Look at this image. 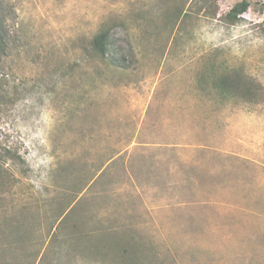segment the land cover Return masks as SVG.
Segmentation results:
<instances>
[{
    "label": "rangeland",
    "instance_id": "rangeland-1",
    "mask_svg": "<svg viewBox=\"0 0 264 264\" xmlns=\"http://www.w3.org/2000/svg\"><path fill=\"white\" fill-rule=\"evenodd\" d=\"M241 1L2 0L6 260L264 264V0L230 22Z\"/></svg>",
    "mask_w": 264,
    "mask_h": 264
},
{
    "label": "trees",
    "instance_id": "trees-1",
    "mask_svg": "<svg viewBox=\"0 0 264 264\" xmlns=\"http://www.w3.org/2000/svg\"><path fill=\"white\" fill-rule=\"evenodd\" d=\"M252 1L253 0H242L241 2L237 3L230 10L229 14L227 15V19L230 22H237L239 19H241V16L250 9ZM110 38H111V33L109 29H103L94 36L91 42H92V49L96 55L103 58L107 56L110 48ZM8 45H9V29L7 27V16L5 15L3 2L2 0H0V56L6 53L8 49ZM227 82L228 79L220 81V85L224 86L222 88L226 89L228 87L225 86ZM240 84L243 83H241L240 81ZM249 91H252V88ZM22 243L20 241V244ZM6 251H7L6 249H2L0 253V264H16L14 261H9L8 259L6 260V254H7Z\"/></svg>",
    "mask_w": 264,
    "mask_h": 264
}]
</instances>
